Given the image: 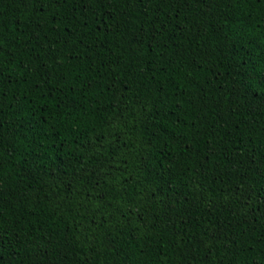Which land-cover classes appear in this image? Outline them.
I'll use <instances>...</instances> for the list:
<instances>
[{
    "label": "trees",
    "instance_id": "obj_1",
    "mask_svg": "<svg viewBox=\"0 0 264 264\" xmlns=\"http://www.w3.org/2000/svg\"><path fill=\"white\" fill-rule=\"evenodd\" d=\"M0 264H264V0H0Z\"/></svg>",
    "mask_w": 264,
    "mask_h": 264
},
{
    "label": "snow or ice",
    "instance_id": "obj_2",
    "mask_svg": "<svg viewBox=\"0 0 264 264\" xmlns=\"http://www.w3.org/2000/svg\"><path fill=\"white\" fill-rule=\"evenodd\" d=\"M97 2V0H89V3L95 4ZM0 47H2V45H0Z\"/></svg>",
    "mask_w": 264,
    "mask_h": 264
}]
</instances>
